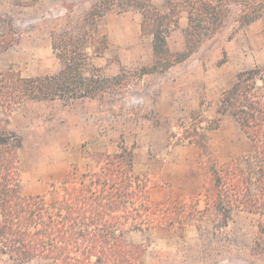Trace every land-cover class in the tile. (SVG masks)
Returning <instances> with one entry per match:
<instances>
[{
  "label": "rangeland",
  "instance_id": "374dc122",
  "mask_svg": "<svg viewBox=\"0 0 264 264\" xmlns=\"http://www.w3.org/2000/svg\"><path fill=\"white\" fill-rule=\"evenodd\" d=\"M106 2L117 3L95 23L106 48L90 63L100 77H117L121 83L101 98L28 102L10 113L0 108V121L7 120L21 139L20 191L53 197L72 172L92 169L102 155L125 146L133 153L135 172L149 181L152 203H199L202 210L204 176L189 126L196 115L201 127L214 125L207 134V162L221 164L249 152L234 119L219 113V99L239 73L264 69V16L242 28L228 25L186 53L187 22L178 13L166 46L169 61L184 58L156 70L152 37L141 30V14L122 12L119 0H0V33L14 37L0 54V72L23 78L57 73L53 36L81 35L90 12ZM151 2L165 11L166 0ZM219 219L200 213L183 230L156 228L133 233L130 240L144 246L142 264H264V214L235 211L226 226Z\"/></svg>",
  "mask_w": 264,
  "mask_h": 264
},
{
  "label": "trees",
  "instance_id": "16d2710c",
  "mask_svg": "<svg viewBox=\"0 0 264 264\" xmlns=\"http://www.w3.org/2000/svg\"><path fill=\"white\" fill-rule=\"evenodd\" d=\"M122 12L141 14V30L152 37L156 70L182 60L169 61L166 38L175 15L186 18V53L228 25L248 26L264 16V0H166L159 11L151 0H119ZM117 3H104L88 15L87 29L79 36L60 33L52 50L60 62L53 75L23 78L13 71L0 72V108L10 113L28 102L101 98L119 78L100 77L91 65L106 48L96 19ZM14 37L0 33V54ZM161 59L166 61L160 62ZM219 113L230 115L249 143L245 155L218 164L206 161L207 134L214 125L201 127L196 115L188 138L199 151L204 182L203 209L199 203L155 205L149 181L135 172L134 156L125 146L85 172L74 171L53 197L24 196L20 191L21 139L0 121V260L24 264H142L145 248L130 240L133 233L156 228L183 230L200 213L218 215L226 226L235 211L264 214V69L241 72L219 99ZM174 202V201H173Z\"/></svg>",
  "mask_w": 264,
  "mask_h": 264
},
{
  "label": "crops",
  "instance_id": "0c3cea01",
  "mask_svg": "<svg viewBox=\"0 0 264 264\" xmlns=\"http://www.w3.org/2000/svg\"><path fill=\"white\" fill-rule=\"evenodd\" d=\"M186 19V18H185ZM200 203H202V201H200Z\"/></svg>",
  "mask_w": 264,
  "mask_h": 264
}]
</instances>
